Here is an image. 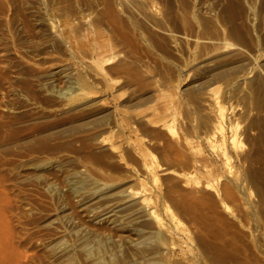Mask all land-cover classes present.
<instances>
[{"label":"rangeland","instance_id":"374dc122","mask_svg":"<svg viewBox=\"0 0 264 264\" xmlns=\"http://www.w3.org/2000/svg\"><path fill=\"white\" fill-rule=\"evenodd\" d=\"M0 264H264V0H0Z\"/></svg>","mask_w":264,"mask_h":264},{"label":"bare ground","instance_id":"6f19581e","mask_svg":"<svg viewBox=\"0 0 264 264\" xmlns=\"http://www.w3.org/2000/svg\"><path fill=\"white\" fill-rule=\"evenodd\" d=\"M227 63V62H226ZM233 63L231 62V64L230 65H232ZM236 64V63H235ZM209 65V64H208ZM229 65V66H230ZM228 66V65H227ZM235 66V65H234ZM209 68H207V70H208V72H223V68H225V65H213V66H208ZM232 67V66H231ZM206 70V69H205ZM212 91H213V89H212ZM210 93H211V91H210ZM211 96H212V99H213V105L215 106V108L219 111V116H218V118H217V120H216V124H215V126H216V129H217V132H219L222 136H221V138H222V141L225 143V141H226V139H227V135L225 134L226 132H225V130H226V127H225V118H226V116H225V113H226V110L224 111V106H223V104H222V100L220 99V97L218 96V95H216V94H212L211 93ZM71 110V109H70ZM166 125H168V124H166ZM169 127V126H168ZM80 129V128H79ZM170 131H172V132H175L174 130H172V128L171 127H169L168 128ZM76 130V129H75ZM55 131V130H54ZM215 132V131H214ZM218 134V133H217ZM89 136V135H88ZM90 136H94V138H95V134H91L90 133ZM214 136V135H213ZM232 137V141H234L235 139H236V137H237V135H236V133H233V135L231 136ZM81 138V137H80ZM83 139V138H82ZM82 139H81V141H82ZM104 139V140H103ZM102 140L103 141H105V138H103ZM213 139H212V137L210 136L209 138H208V141H212ZM84 142V141H83ZM102 143H105V142H102ZM85 145H83V147H84ZM82 147V148H83ZM93 156V155H92ZM97 156V155H96ZM98 156H100V155H98ZM100 157H103L104 158V154H103V156L101 155ZM91 158V157H90ZM94 160V159H93ZM97 160V159H96ZM60 162V161H59ZM59 162L58 161H54V160H52V161H49V162H47L46 163V165L48 164V167H51L52 168V166H57V165H59ZM155 162V166H152V165H150L148 168L146 167V169H148L147 171H149L150 173H155V171H156V169L158 168V166H159V164H158V162L155 160L154 161ZM61 163V162H60ZM158 165V166H157ZM43 167L44 168H47V166H44L43 165ZM41 168V167H40ZM69 174V173H68ZM77 174V173H76ZM156 176V175H155ZM143 191H145L146 192V187L144 188L143 187V189H142ZM132 192V191H131ZM136 194V193H135ZM140 200H142L141 202H145L146 200H147V198H142V199H140ZM133 202H135V201H126V200H123V201H120V202H118V203H115L114 205H111V206H107V207H105V208H103V210H100V211H97L96 213H95V215L93 216V218H92V220H97V219H99L100 217H103V216H108V215H113V214H115L116 213V211H118V210H123V209H125L128 205H130V204H132ZM83 203H85V200H84V202ZM148 205V204H147ZM146 206V205H145ZM149 208V207H148ZM146 209V208H145ZM144 209V210H145ZM140 210H142V209H140ZM140 210H137V211H135V212H131V213H128V214H126V215H123V216H121L120 218H118L117 219V221H120V225H121V227H124V228H129L127 225L130 223V222H132L135 218H137V217H142V214H141V211ZM143 212V211H142ZM148 214L151 216V217H153L154 219H155V221H156V224L158 225V226H163V219L161 218V216L159 215V213H157V211L156 210H150L149 209V211H148ZM171 216H173L172 218H173V220L175 221L176 220V218H175V215L173 214V212L171 211ZM176 222H177V220H176ZM122 223V224H121ZM79 227V226H78ZM77 226L76 227H73V229H76V228H78ZM81 238V237H80ZM70 248L69 247H67V246H64V247H61L60 248V250L57 252V253H55L54 254V256H53V262H58V261H60V260H62V259H64V257H66L69 253H70ZM52 262V263H53Z\"/></svg>","mask_w":264,"mask_h":264}]
</instances>
